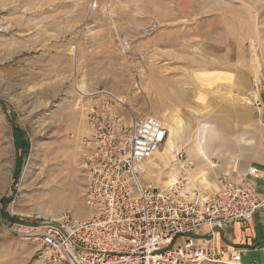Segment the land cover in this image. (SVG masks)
<instances>
[{
    "label": "rangeland",
    "instance_id": "374dc122",
    "mask_svg": "<svg viewBox=\"0 0 264 264\" xmlns=\"http://www.w3.org/2000/svg\"><path fill=\"white\" fill-rule=\"evenodd\" d=\"M111 1L0 0V264H44L38 245L12 233L14 219L30 223L26 216L89 217L82 164L89 155L83 142L90 131L82 138L75 123L87 118L84 108L92 104L95 88L111 92L125 116H154V107L135 106L117 94L139 90L135 64L145 65L146 55L133 52V44L132 51H124L121 39L127 34L119 28L114 36L93 32L97 14L115 9ZM146 32V37L156 33ZM102 46L112 48L116 63L109 82V68L100 65ZM189 133L178 144L174 140V151L175 137L170 138L145 169L147 184L163 187L176 180V155L184 151L193 165L188 174L194 186L210 194L203 170L189 156L188 145L199 132Z\"/></svg>",
    "mask_w": 264,
    "mask_h": 264
},
{
    "label": "crops",
    "instance_id": "0c3cea01",
    "mask_svg": "<svg viewBox=\"0 0 264 264\" xmlns=\"http://www.w3.org/2000/svg\"><path fill=\"white\" fill-rule=\"evenodd\" d=\"M110 4L115 9L97 14L93 32L114 36L119 28L131 39L133 52L147 59L145 65L135 64L139 90L117 94L135 106L141 102V107H154L151 113L168 130L169 141L175 137L173 151L182 136L199 132L196 141L188 142L189 156L199 163L202 182L207 181L210 189L221 176H245L263 192L264 0ZM151 22L160 28L146 37L144 30ZM99 55V64L109 68V82L110 68L116 64L113 50L102 46ZM100 90L97 87L92 94ZM75 129L83 138L92 126L82 117ZM250 168L259 169L262 177L248 176ZM216 245L245 250L242 264H264V213L248 227L235 225L221 234Z\"/></svg>",
    "mask_w": 264,
    "mask_h": 264
},
{
    "label": "built area",
    "instance_id": "2783aa9c",
    "mask_svg": "<svg viewBox=\"0 0 264 264\" xmlns=\"http://www.w3.org/2000/svg\"><path fill=\"white\" fill-rule=\"evenodd\" d=\"M159 28L154 22L145 30L154 34ZM121 47L132 51L128 36ZM90 96L92 104L84 111L92 129L83 142L89 155L82 164L89 217L30 215V223L14 219L12 233L38 245L44 264H242L245 250L218 248L217 238L235 225L248 227L264 213V191L245 176L225 175L210 194H201L184 151L176 155L177 181L147 184L143 173L167 145L168 130L151 115L125 116L118 99L105 90ZM248 176L262 177L257 168Z\"/></svg>",
    "mask_w": 264,
    "mask_h": 264
},
{
    "label": "bare ground",
    "instance_id": "6f19581e",
    "mask_svg": "<svg viewBox=\"0 0 264 264\" xmlns=\"http://www.w3.org/2000/svg\"><path fill=\"white\" fill-rule=\"evenodd\" d=\"M166 151H167L166 153H170V152L172 151V148H171V147H170V148H167ZM166 153H161V155L165 156ZM175 171H176V170H175ZM176 175H178L177 171H176ZM176 177H177V176H176ZM176 177H174V178H176ZM173 180H175V179H173ZM175 181H177V180H175Z\"/></svg>",
    "mask_w": 264,
    "mask_h": 264
},
{
    "label": "trees",
    "instance_id": "16d2710c",
    "mask_svg": "<svg viewBox=\"0 0 264 264\" xmlns=\"http://www.w3.org/2000/svg\"><path fill=\"white\" fill-rule=\"evenodd\" d=\"M19 133V132H18ZM28 144L25 143V150H27Z\"/></svg>",
    "mask_w": 264,
    "mask_h": 264
}]
</instances>
